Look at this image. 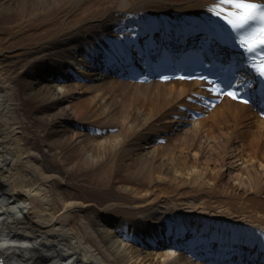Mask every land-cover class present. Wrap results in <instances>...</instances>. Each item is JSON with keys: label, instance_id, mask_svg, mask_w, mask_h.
Returning <instances> with one entry per match:
<instances>
[{"label": "bare ground", "instance_id": "1", "mask_svg": "<svg viewBox=\"0 0 264 264\" xmlns=\"http://www.w3.org/2000/svg\"><path fill=\"white\" fill-rule=\"evenodd\" d=\"M215 2L0 0V20L7 19L0 25V258L7 264H224L207 250L212 243L243 247L264 264V119L252 104L228 98L201 105L209 91L198 81L129 77L142 53L194 23L198 37L212 40L207 30L218 28L204 15ZM180 20L186 24L177 30ZM18 79L34 113L30 126L18 114ZM35 123L39 136L31 138ZM67 124L81 128L62 129ZM61 147L78 155L73 169L97 170L96 182L108 185L124 171L146 187L120 185L130 203L107 204L92 228L80 216L92 203L62 190L69 179L50 170ZM123 208L137 216L107 214ZM168 226L188 230V243L167 237ZM203 233L207 244L196 242Z\"/></svg>", "mask_w": 264, "mask_h": 264}, {"label": "rangeland", "instance_id": "2", "mask_svg": "<svg viewBox=\"0 0 264 264\" xmlns=\"http://www.w3.org/2000/svg\"><path fill=\"white\" fill-rule=\"evenodd\" d=\"M7 19L0 20V25H6ZM15 85L16 90V97L18 102V114L20 118L27 122V125L30 126L34 121V113H27V106H28V100L26 98V94L22 88V81L17 80ZM38 125L35 123V128L31 129V138H38L39 134L36 131V127ZM53 131H55L54 127ZM62 129L67 131H73L70 124L66 125ZM57 132V131H56ZM63 135H59L58 137H62ZM100 136L99 134L92 135L93 138H96ZM62 154L59 157H55L51 166L50 170L53 173H57L61 177H65L69 180H67L70 188L66 185L65 187H62V190L67 189L69 192H75L77 193V196L81 200L89 201V203H92V206L90 208H87L84 213H82L80 216L84 218L85 221H87L86 224H89L90 227L94 228V219L97 217L101 210L100 208H104L107 204L114 203V202H121L125 201L127 203H130L127 199H125V194L121 191H118L117 188L120 187V185H127L130 184L131 181L135 183L137 186H143L146 187L141 183L140 180L135 181V179L130 178L124 171H117L113 175V180L108 185H105L102 182H96L95 180V173L97 170H79V169H73L72 166L75 163V161L78 159V155L74 150H71L69 148L62 149ZM52 156V153H50ZM133 183V184H134ZM72 188V189H71ZM76 190V191H73ZM113 215H116L118 217H123L128 220H131L135 216H137V213L129 211L128 208L123 209H115L111 212Z\"/></svg>", "mask_w": 264, "mask_h": 264}, {"label": "snow or ice", "instance_id": "3", "mask_svg": "<svg viewBox=\"0 0 264 264\" xmlns=\"http://www.w3.org/2000/svg\"><path fill=\"white\" fill-rule=\"evenodd\" d=\"M209 10L231 26L234 39L249 59L264 57V0H216ZM258 67V74L264 76V59ZM228 95L240 98L235 91Z\"/></svg>", "mask_w": 264, "mask_h": 264}]
</instances>
